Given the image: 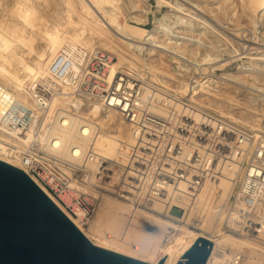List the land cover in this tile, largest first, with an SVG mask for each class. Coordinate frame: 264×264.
<instances>
[{"label":"built area","instance_id":"1","mask_svg":"<svg viewBox=\"0 0 264 264\" xmlns=\"http://www.w3.org/2000/svg\"><path fill=\"white\" fill-rule=\"evenodd\" d=\"M114 60L113 53L100 48L81 62L61 51L48 66L54 79H33L27 99L0 84V156L11 164L18 162L68 216L86 228L108 186L114 187L112 196L127 201L133 227L141 224L143 213L155 211L156 202L163 203L162 213L184 218L205 185L218 178L216 166L225 165L236 171L227 207L238 217L236 227L225 226L264 248V128L231 121L191 100L194 93L202 94L203 87L220 89L221 79L194 76L184 95L149 71L141 75L119 71L110 79ZM65 86L73 89L69 108L52 114L53 101ZM157 94L166 99L156 100ZM97 104L107 118L111 108L130 123L134 143L127 145V163L96 147L100 127L80 110ZM180 104L187 113L175 122ZM157 105L161 110H153ZM197 111L199 121L192 116ZM65 131L70 135L63 136ZM110 236L113 233L106 235ZM133 248L138 250L140 243ZM247 259L245 251L226 256L214 243L205 264H246Z\"/></svg>","mask_w":264,"mask_h":264},{"label":"bare ground","instance_id":"2","mask_svg":"<svg viewBox=\"0 0 264 264\" xmlns=\"http://www.w3.org/2000/svg\"><path fill=\"white\" fill-rule=\"evenodd\" d=\"M7 1L0 0V84L23 99L28 98V85L33 79H54L48 66L61 51L69 52L81 62L88 53L101 47L117 56L110 66V79L119 71L137 75L145 71L153 74L159 72L162 78L168 77L164 80L169 87H174L184 95L188 92L190 78L195 77L190 74L191 68L184 72L186 68L183 62H191L206 70L210 68L208 64H215V69L220 61L225 60L215 53V45L207 44L201 38V35L210 31L212 19L209 21V18L192 9L199 6L197 3L191 8L178 2L159 0L158 3H165L169 9L153 26L148 27L139 15L131 16L137 20L131 22L123 13L121 0ZM242 3L254 13L264 11V0H242ZM133 9L138 10L134 7ZM173 16L178 17V20H173ZM214 23L216 24L215 21ZM201 24H207L205 31H202ZM192 31L196 34H190ZM228 36L224 37L227 41ZM259 47L264 49L263 45ZM263 49L258 55L249 56L248 52V63L240 65L237 71L224 73L220 89L209 87L208 90L203 87L202 94L194 93L191 100L204 107L213 108L216 113L231 121L264 128V117H260V114L264 115V107L261 111L246 104L249 100L253 102L255 97L264 101ZM164 57L168 59V69H158L157 65H166ZM172 68L174 71H171ZM183 76L187 79H181ZM244 87L248 92L243 93ZM72 92V87L65 86L64 92L53 101L52 114L60 108H69ZM158 98L166 99L161 94L155 96V99ZM160 108L157 110H161ZM176 112L178 115L173 119L175 122L187 113L179 110ZM80 113L90 117L100 127L95 141L98 150L109 158L127 163V145L134 143L130 123L117 110L111 108L110 117L107 118L101 114L98 104L85 111L80 110ZM192 116L196 121L201 119L200 111L193 112ZM69 135L66 131L63 134ZM0 159L7 160L2 156ZM12 163L20 167L18 162ZM216 170L220 173L218 178L205 185L198 203L184 218L162 213L163 203L156 202L153 205L155 211L143 213L141 224L133 227L130 224V207L127 201L109 193L113 186L106 187L109 191L100 202L89 228L80 225L72 216L69 217L95 245L152 264L160 261H164V264H178L180 258L201 236L213 241L217 248H222L226 256L234 251H245L248 255L246 264H264L263 246L231 229L236 227L238 221L237 215L230 213L227 207L236 171L225 165H217ZM92 180L94 181L93 176ZM114 183L116 179L112 182ZM174 202L179 205L176 199ZM188 223L195 224L196 227ZM225 225L231 228H226ZM106 229L112 230L113 236L106 237ZM135 242L140 243L138 250L133 248Z\"/></svg>","mask_w":264,"mask_h":264},{"label":"water","instance_id":"3","mask_svg":"<svg viewBox=\"0 0 264 264\" xmlns=\"http://www.w3.org/2000/svg\"><path fill=\"white\" fill-rule=\"evenodd\" d=\"M213 246L198 237L178 264H205ZM0 264L152 263L95 245L28 173L0 159Z\"/></svg>","mask_w":264,"mask_h":264},{"label":"rangeland","instance_id":"4","mask_svg":"<svg viewBox=\"0 0 264 264\" xmlns=\"http://www.w3.org/2000/svg\"><path fill=\"white\" fill-rule=\"evenodd\" d=\"M8 1H10V3H11L12 0H8ZM53 1H55V0H53ZM132 1L135 3V5H133ZM170 1H172L173 3L178 2L179 4H182V5H185L186 7L188 6L191 8H192L194 3L199 4V6L197 8H192V9L195 12H198L199 14H201L202 16L204 15L205 18H207V19L209 18L208 19L209 21H210V19H212L211 20L212 26L210 25L211 28L209 27L210 31L206 32L204 35H201V38L207 44L209 43L211 45L212 44L215 45L216 46V52L215 53L220 54V58L222 57L221 58L222 60H224V59L227 60V61H225V60L220 61V63H219L220 67H219V65H216V67L217 66L218 67L215 69H214L215 64L213 65L210 63V64H208V66L210 65L209 66L210 68H206V70L200 69L199 66H194L191 62H189V63H188V61L183 62V63H185V68H186L185 70L190 71V70H188V68L192 69V71H191L192 73H190L191 75H194V76L200 75L203 78L209 77L212 80H217V79L220 80L221 79L223 81L222 76L224 73L229 72V71H237L238 67L240 65L248 63V61H249L248 57L249 56L255 55V54L258 55V52H260V50L263 49V48L259 49L260 48L259 46L260 45L264 46V11L254 13V11L251 10L249 7H245L243 5L242 0H170ZM122 2H123V4H122ZM158 2H159V0H121L120 3H121V6L124 8V9L122 8L123 13L127 16V18L131 22L137 21L135 18H131V16L139 15L140 18L144 19L143 22H144L145 26L151 27V26H153V24H155V22H157L160 18H162L164 13L169 9V7L167 5H165V3L161 4ZM133 7L137 8L138 10L134 11ZM256 15H258V16H256ZM261 18H262V20H261ZM173 20L177 21L178 17L173 16ZM214 21L216 22V24L214 23ZM261 21H263V22H261ZM217 23L221 24L222 26L218 25ZM177 24L179 25L180 23H177ZM255 24H257V25H255ZM206 25L201 24L202 31L203 30L205 31V29L207 28V27H205ZM216 25H218V26L216 27ZM179 26H181V25H179ZM219 26H221V27H219ZM222 27H223V29H222ZM179 29H181V27H179ZM218 32H220V33H218ZM225 33H226V35H225ZM190 34L195 35L196 33H194L192 31V32H190ZM224 35L225 36L229 35L228 36V39L230 40V41L228 40L229 42L227 41L226 38H224L225 37ZM232 38H234V39H232ZM248 44H250V45H248ZM235 46L238 48L236 49ZM99 48L103 49L101 47H99ZM248 52L250 53V55ZM116 59H117V56L115 55V60ZM164 59H165L166 65H163V66L157 65L158 69H164V70L168 69V67H167L168 66L167 65L168 59H167V57H164ZM228 59H230V60H228ZM157 63H158V60H157ZM173 66H176V63H173ZM202 66H204V65H202ZM170 67H172V66H170ZM171 71H174L173 68L171 69ZM155 74H153L154 78H156V76H158L157 78L162 77L159 75V72H158V74L157 73H155ZM166 79H168V77H166ZM181 79H187V78H186V76H183V77H181ZM171 80L178 82L174 79H171ZM219 84H221V83H219ZM173 89H174V87H173ZM243 90H244L243 93L248 92L247 88L245 89V87L243 88ZM161 95H163V94H161ZM246 102H248L246 104L250 105V107H254V108H257L258 110L263 111L264 106H262V102H264V101H262L260 97H255V100L253 102H251L250 100L246 101ZM180 106H181V104H180ZM180 106H177L176 110L186 111L185 108H182ZM159 107L160 106L157 105V107H155L154 110H157V108H159ZM246 107H247V105H246ZM85 110L86 109H83V111H85ZM262 116L264 117L263 114H260V117H262ZM178 120L179 119H177V121ZM263 120H264V118H263ZM104 233H105V235H111L113 233V231L110 229H106L104 231Z\"/></svg>","mask_w":264,"mask_h":264}]
</instances>
